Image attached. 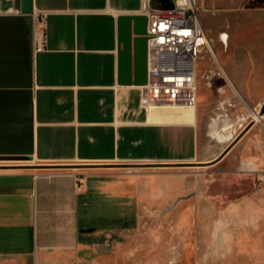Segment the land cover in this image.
Returning <instances> with one entry per match:
<instances>
[{
	"label": "crops",
	"instance_id": "obj_1",
	"mask_svg": "<svg viewBox=\"0 0 264 264\" xmlns=\"http://www.w3.org/2000/svg\"><path fill=\"white\" fill-rule=\"evenodd\" d=\"M147 1L32 0L24 12L22 0H0V264L122 261L124 210L140 209L142 196L141 174L120 166L129 163L219 169L212 188L206 176L199 179L197 209H250L261 222L256 236L237 240L236 255L214 254L213 262L264 264V136L258 126L240 136L227 129L237 113L262 109L264 87L256 96L253 90L264 82L263 53L255 46L235 74L229 71L234 88L219 93L223 79L206 85L204 95H219L212 113L197 108L199 85L194 119L176 120L174 106L144 109L140 85L120 82L119 27L121 16L145 14ZM37 13L46 15L47 48L40 52L33 43ZM225 99L236 103L230 118L217 116ZM226 173L240 194L223 206ZM170 175L156 172L150 182L157 187ZM172 191L168 185L167 200ZM103 246L107 251L96 253Z\"/></svg>",
	"mask_w": 264,
	"mask_h": 264
},
{
	"label": "rangeland",
	"instance_id": "obj_2",
	"mask_svg": "<svg viewBox=\"0 0 264 264\" xmlns=\"http://www.w3.org/2000/svg\"><path fill=\"white\" fill-rule=\"evenodd\" d=\"M196 4L203 25L212 39L215 54L230 76L229 71L235 74L239 67L238 61L248 60L244 54L255 46L263 53L259 61L264 62V1L196 0ZM233 30L238 32V37L237 34L233 35L237 37L236 44L232 37ZM224 31L230 35L227 48L220 41V34ZM205 54L206 58L199 62L202 97H199L197 108L203 107L212 113L219 95L214 89L212 94L204 95L209 89L203 75L216 68V63L208 50ZM263 87L264 82L253 90V96L259 94ZM120 166L126 173L141 174V205L140 209L124 210L125 231L120 233L119 238L124 259L109 264H214V254H222V259L228 260L229 255H236L239 238H245L247 233L256 236L261 215L251 214L250 209H197L199 179L206 176V188H212L219 169L210 168L203 172L199 164L173 165L170 168L136 163ZM232 167L228 164L225 166L227 170ZM156 172H168L171 175L163 178L165 180L156 187L150 182ZM233 179L232 173H226L224 182H221L222 189L226 191L221 201L223 206L239 200L236 196L240 192L232 188ZM168 185L173 190L169 200L164 196ZM243 192H246L245 188ZM183 201L186 203L184 207ZM115 242L111 239L110 244ZM111 245L109 248L113 250ZM107 247H99L96 253L107 251Z\"/></svg>",
	"mask_w": 264,
	"mask_h": 264
},
{
	"label": "built area",
	"instance_id": "obj_3",
	"mask_svg": "<svg viewBox=\"0 0 264 264\" xmlns=\"http://www.w3.org/2000/svg\"><path fill=\"white\" fill-rule=\"evenodd\" d=\"M145 5L144 15L149 18L148 79L146 84L139 86L141 106L144 109L163 104L195 107L198 101L199 62L206 58L207 50L214 57L216 68L203 75L205 84L212 88L215 87L216 79H223L225 83L216 87L219 93H224L227 86L234 88L229 74L214 54L212 39L203 25L199 7L194 0L186 6L175 3L173 9L155 8L150 0ZM224 32L227 33L226 38L223 37ZM224 32L220 38L222 45L227 48L230 35ZM33 43L36 52L47 48L46 15L43 13L36 15ZM235 105L233 99L218 101L217 116L230 118L229 110ZM257 126L264 136V113L261 109H251L248 115L237 113L227 129L232 130L233 135L240 136ZM262 159L264 161V152ZM260 172L264 175V165ZM255 192H261L260 183Z\"/></svg>",
	"mask_w": 264,
	"mask_h": 264
},
{
	"label": "water",
	"instance_id": "obj_4",
	"mask_svg": "<svg viewBox=\"0 0 264 264\" xmlns=\"http://www.w3.org/2000/svg\"><path fill=\"white\" fill-rule=\"evenodd\" d=\"M163 8L173 9L174 0H157ZM23 11H32V0H22ZM148 16L125 15L120 18V82L144 85L148 79ZM261 112L264 113V104Z\"/></svg>",
	"mask_w": 264,
	"mask_h": 264
},
{
	"label": "bare ground",
	"instance_id": "obj_5",
	"mask_svg": "<svg viewBox=\"0 0 264 264\" xmlns=\"http://www.w3.org/2000/svg\"><path fill=\"white\" fill-rule=\"evenodd\" d=\"M193 1V0H186V4L185 6L190 2ZM196 2V0H194ZM227 33L224 32L223 33V37L226 38ZM230 37V36H229ZM220 41L222 42L221 38H220ZM227 44H229V38L227 40ZM214 54H215V51H214ZM216 58L218 59L217 55L215 54ZM219 60V59H218ZM163 105H167V106H174L175 109H179L181 111V115L177 116L175 119L176 120H191V119H194V116H195V112H196V107H187L185 105H176V104H163ZM159 106H162V105H159Z\"/></svg>",
	"mask_w": 264,
	"mask_h": 264
},
{
	"label": "flooded vegetation",
	"instance_id": "obj_6",
	"mask_svg": "<svg viewBox=\"0 0 264 264\" xmlns=\"http://www.w3.org/2000/svg\"><path fill=\"white\" fill-rule=\"evenodd\" d=\"M262 1H264V0H262Z\"/></svg>",
	"mask_w": 264,
	"mask_h": 264
}]
</instances>
